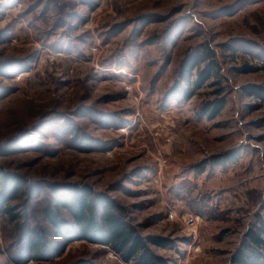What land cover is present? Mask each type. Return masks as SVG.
Segmentation results:
<instances>
[{
  "label": "rangeland",
  "instance_id": "rangeland-1",
  "mask_svg": "<svg viewBox=\"0 0 264 264\" xmlns=\"http://www.w3.org/2000/svg\"><path fill=\"white\" fill-rule=\"evenodd\" d=\"M203 44L226 87L213 119L198 116L212 81L187 101H164L185 54ZM258 86L264 0H0V174L23 180L18 190L5 181L18 218L0 214V264H128L84 239L60 249L42 212L53 185L114 199L143 237L168 241L149 244L167 264H230L264 215ZM232 149L234 161L196 170ZM190 213L202 219L196 235L184 225ZM24 223L47 231L49 256L13 260Z\"/></svg>",
  "mask_w": 264,
  "mask_h": 264
},
{
  "label": "trees",
  "instance_id": "trees-1",
  "mask_svg": "<svg viewBox=\"0 0 264 264\" xmlns=\"http://www.w3.org/2000/svg\"><path fill=\"white\" fill-rule=\"evenodd\" d=\"M251 68V69H246ZM245 65L241 72L256 71L258 68ZM220 64L213 47L203 44L189 50L183 57L176 79L167 90L164 101L184 102L192 98L196 91L204 87L209 81L218 86L215 96L205 101L198 111V116L215 118L225 108L226 87L222 85ZM252 89L251 94L264 100L262 87ZM237 157V150L232 149L219 155H213L196 165L198 172H204L207 165L224 166ZM14 180L10 188L18 190L23 187V180L19 176L12 177L6 172L0 174V214L9 215L12 219L18 216L12 212L8 199L5 181ZM27 189L26 186H24ZM55 194L51 208H44V219L54 228L56 237L61 239V247H65L77 239H84L90 243L109 247L119 254L128 264H167V261L156 255L149 244L169 246L167 240L156 237H143L137 228L119 210L114 199L95 193L88 185L70 187L51 186ZM54 198V197H53ZM264 211V207H263ZM20 217V216H19ZM23 246L19 253L21 257L11 255L17 263L49 256L51 249L47 239V231L38 226L23 224L18 228ZM73 264H99L90 259H78ZM230 264H264V215H258L255 223L248 228L240 246L233 253Z\"/></svg>",
  "mask_w": 264,
  "mask_h": 264
},
{
  "label": "built area",
  "instance_id": "built-area-1",
  "mask_svg": "<svg viewBox=\"0 0 264 264\" xmlns=\"http://www.w3.org/2000/svg\"><path fill=\"white\" fill-rule=\"evenodd\" d=\"M201 220H202L201 217L196 214L193 213L186 214L184 217V225L187 231L193 235H196Z\"/></svg>",
  "mask_w": 264,
  "mask_h": 264
}]
</instances>
